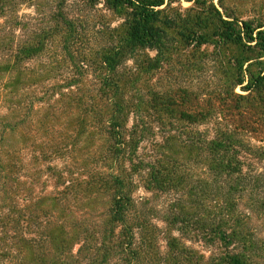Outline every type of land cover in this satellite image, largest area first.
<instances>
[{"label":"trees","instance_id":"1","mask_svg":"<svg viewBox=\"0 0 264 264\" xmlns=\"http://www.w3.org/2000/svg\"><path fill=\"white\" fill-rule=\"evenodd\" d=\"M187 1L0 0V264H264V12Z\"/></svg>","mask_w":264,"mask_h":264},{"label":"rangeland","instance_id":"2","mask_svg":"<svg viewBox=\"0 0 264 264\" xmlns=\"http://www.w3.org/2000/svg\"><path fill=\"white\" fill-rule=\"evenodd\" d=\"M172 1L171 6L173 7H181L182 9L188 8L192 6L191 2L187 0H169ZM215 6L222 11V7L218 0H213ZM167 2V0H166ZM221 4H223V8L229 11L234 10L239 16L242 18H251L250 14H253L252 11L255 12H264V0H222ZM24 13H29L26 11ZM33 64L29 63L28 66ZM237 93L245 94L240 91L239 88L236 89ZM3 112V111H2Z\"/></svg>","mask_w":264,"mask_h":264}]
</instances>
